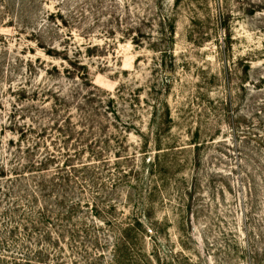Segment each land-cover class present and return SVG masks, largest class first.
<instances>
[{
    "label": "rangeland",
    "instance_id": "rangeland-1",
    "mask_svg": "<svg viewBox=\"0 0 264 264\" xmlns=\"http://www.w3.org/2000/svg\"><path fill=\"white\" fill-rule=\"evenodd\" d=\"M0 264H264V0H0Z\"/></svg>",
    "mask_w": 264,
    "mask_h": 264
},
{
    "label": "trees",
    "instance_id": "trees-1",
    "mask_svg": "<svg viewBox=\"0 0 264 264\" xmlns=\"http://www.w3.org/2000/svg\"><path fill=\"white\" fill-rule=\"evenodd\" d=\"M40 164H41V166H43L45 163H40ZM72 206H74V205L70 206V210L68 211V213H71L73 211L74 208ZM128 227H129V225H128ZM127 230L130 231V228H128Z\"/></svg>",
    "mask_w": 264,
    "mask_h": 264
}]
</instances>
